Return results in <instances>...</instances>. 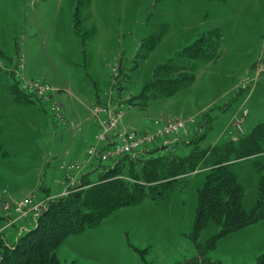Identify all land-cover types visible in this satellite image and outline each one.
Instances as JSON below:
<instances>
[{"label": "rangeland", "instance_id": "1", "mask_svg": "<svg viewBox=\"0 0 264 264\" xmlns=\"http://www.w3.org/2000/svg\"><path fill=\"white\" fill-rule=\"evenodd\" d=\"M213 30L221 44L216 53L203 49L208 61L193 63V84L146 106L142 87L155 69ZM151 36L159 40L147 51ZM16 82L32 103L15 101ZM99 108H122V127L139 135L178 126L179 135L165 134L149 151L126 159L124 177L145 161L185 158L193 149L206 153L207 161L163 195L147 190L139 204L69 235L56 251L59 263L193 259L198 193L213 169L208 151L237 146L264 122V0H0V244L13 245L51 201L79 192L81 176L96 182L122 161L88 165L103 121ZM232 160L248 212L258 200L264 154ZM25 200L32 207L16 211ZM219 231L209 223L197 243L206 245ZM262 253L264 220L220 238L208 258L256 264Z\"/></svg>", "mask_w": 264, "mask_h": 264}, {"label": "trees", "instance_id": "2", "mask_svg": "<svg viewBox=\"0 0 264 264\" xmlns=\"http://www.w3.org/2000/svg\"><path fill=\"white\" fill-rule=\"evenodd\" d=\"M158 38L151 36L150 42L145 45L148 46L147 51L154 48ZM220 44L218 31L203 33L189 47L176 53L173 59L157 67L150 83L142 87L140 97L143 96L145 105L149 100L168 99L186 91L194 82L193 63L208 61V53L203 49L216 53ZM193 46H197L196 50L192 49ZM184 73H188L189 77L181 78ZM11 92L15 101L21 104L33 102L17 82L11 87ZM208 153H212L208 162H211L213 169L206 175L199 190L196 219L190 235L196 256L183 264H221L208 258V254L216 248L217 241L264 220V171L258 185L257 203L247 212L241 207L243 188L230 171L232 164H229L232 158L235 162L264 154V122L239 140L237 146L231 142L215 147ZM205 156L206 153L193 149L185 158L151 159L145 161L137 173L128 177L122 176V171L126 159L130 157H124L123 163L121 161L109 172L101 174L96 182L89 181V174L81 176L79 192L51 201L37 217L35 226L19 235L13 245L0 244V264H60L56 251L69 235H79L86 228L98 226L113 212L139 204L147 190L150 194L163 195L176 179L195 172L201 163L205 164ZM209 223L220 231L206 245H200L197 243L198 235ZM256 264H264V253L256 257Z\"/></svg>", "mask_w": 264, "mask_h": 264}, {"label": "built area", "instance_id": "3", "mask_svg": "<svg viewBox=\"0 0 264 264\" xmlns=\"http://www.w3.org/2000/svg\"><path fill=\"white\" fill-rule=\"evenodd\" d=\"M99 109L103 113V121L98 125V145L88 151V165L94 160L101 163H108L114 161L118 162V160L124 157H134L142 151L146 152L148 150L147 147L153 144L157 139H162L164 136L173 133L179 135V133H177L178 126H173L171 124L167 127H164L162 130H160V132L158 131L153 134L139 135L137 134L136 130L132 128L122 127V108L116 111L112 110L111 108ZM120 178L126 179L123 177ZM28 202V200H25V202L19 204V206L16 208V211L22 210V207H25ZM32 205L33 204L31 203L29 206L28 203V209L31 208ZM37 207L38 206H34L32 210H37Z\"/></svg>", "mask_w": 264, "mask_h": 264}, {"label": "crops", "instance_id": "4", "mask_svg": "<svg viewBox=\"0 0 264 264\" xmlns=\"http://www.w3.org/2000/svg\"><path fill=\"white\" fill-rule=\"evenodd\" d=\"M149 151V150H148ZM22 227V226H21ZM23 230V228H20V231ZM19 236V235H18ZM4 240V239H3ZM6 242V240H4ZM8 246V245H7Z\"/></svg>", "mask_w": 264, "mask_h": 264}, {"label": "bare ground", "instance_id": "5", "mask_svg": "<svg viewBox=\"0 0 264 264\" xmlns=\"http://www.w3.org/2000/svg\"><path fill=\"white\" fill-rule=\"evenodd\" d=\"M37 214V213H36ZM34 215V214H33ZM34 217V216H33Z\"/></svg>", "mask_w": 264, "mask_h": 264}]
</instances>
